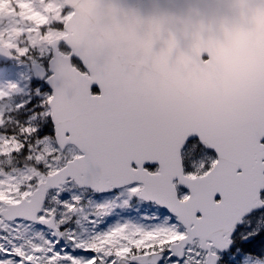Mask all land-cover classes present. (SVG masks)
<instances>
[{"label":"snow or ice","instance_id":"6c2138e0","mask_svg":"<svg viewBox=\"0 0 264 264\" xmlns=\"http://www.w3.org/2000/svg\"><path fill=\"white\" fill-rule=\"evenodd\" d=\"M0 264H264V0H0Z\"/></svg>","mask_w":264,"mask_h":264}]
</instances>
